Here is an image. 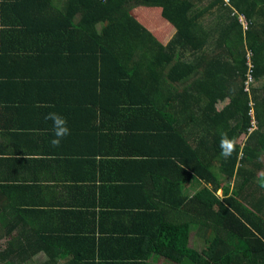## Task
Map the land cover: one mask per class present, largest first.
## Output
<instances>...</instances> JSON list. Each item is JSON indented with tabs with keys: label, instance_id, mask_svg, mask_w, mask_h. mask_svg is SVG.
<instances>
[{
	"label": "trees",
	"instance_id": "1",
	"mask_svg": "<svg viewBox=\"0 0 264 264\" xmlns=\"http://www.w3.org/2000/svg\"><path fill=\"white\" fill-rule=\"evenodd\" d=\"M0 6L18 16L11 28H22L20 42L28 45L21 60L34 58L42 67L55 61L50 66L57 70L42 75L50 90L103 103L99 111L113 116L106 132L124 156L153 165L155 205L136 214L140 231L117 230L114 237L104 229L105 248L95 244L90 258L72 264H147L131 253L120 258L113 247H140L147 231L153 238L146 249L168 264H264V0H2ZM140 8L160 10L172 36L159 41L136 19ZM224 136L236 141L228 158L221 155ZM193 182L197 190L184 195ZM194 228L203 231L200 251L189 245Z\"/></svg>",
	"mask_w": 264,
	"mask_h": 264
},
{
	"label": "crops",
	"instance_id": "2",
	"mask_svg": "<svg viewBox=\"0 0 264 264\" xmlns=\"http://www.w3.org/2000/svg\"><path fill=\"white\" fill-rule=\"evenodd\" d=\"M17 17L0 6V258L72 264L90 258L95 244L105 248L102 238L110 236L104 229L114 230V237L117 230L140 231L136 214L154 210L158 183L152 163L142 158L144 167L125 157L120 142L112 141L105 127L113 116L99 111L103 103L90 105L88 94L50 90L42 75L47 68L57 70L50 66L55 61L42 67L34 58L21 60L28 45L20 42L22 28H11ZM50 112L65 117L70 128L58 147L50 143L52 121L45 119ZM198 187L190 183L183 194L193 195ZM193 230L190 246L193 239L204 242L203 231ZM144 238L140 247L124 242L114 250L120 258L131 253L134 260L147 257V264H168L146 249L153 233Z\"/></svg>",
	"mask_w": 264,
	"mask_h": 264
},
{
	"label": "rangeland",
	"instance_id": "3",
	"mask_svg": "<svg viewBox=\"0 0 264 264\" xmlns=\"http://www.w3.org/2000/svg\"><path fill=\"white\" fill-rule=\"evenodd\" d=\"M135 16L136 19L139 20L140 23H144L146 28L153 32L154 34L156 33L159 34L160 38H157L159 41H164L165 38L166 40L172 36L174 33L171 28L165 24V22H162L160 16L161 12L158 9H145V8H140L135 11ZM253 84V80L250 83V86ZM261 83H256V85H260ZM223 105H218L217 110L220 111L222 109ZM243 140V137L239 138V142ZM261 161L263 163V168H264V156L261 158ZM218 196H221V192L218 191ZM194 231V230H191ZM194 237V236H193ZM193 239V238H192ZM198 239H193L192 240V245L193 247L200 251L202 248H204V242L200 240V242L197 241Z\"/></svg>",
	"mask_w": 264,
	"mask_h": 264
},
{
	"label": "clouds",
	"instance_id": "4",
	"mask_svg": "<svg viewBox=\"0 0 264 264\" xmlns=\"http://www.w3.org/2000/svg\"><path fill=\"white\" fill-rule=\"evenodd\" d=\"M46 120L52 121L53 139L50 141L53 147H58L61 140L66 136L70 135V128L68 127L67 119L56 112H50L45 117ZM236 141L234 139L224 136L221 140V155L224 158L231 156L232 152L235 151ZM264 176V173H261Z\"/></svg>",
	"mask_w": 264,
	"mask_h": 264
},
{
	"label": "built area",
	"instance_id": "5",
	"mask_svg": "<svg viewBox=\"0 0 264 264\" xmlns=\"http://www.w3.org/2000/svg\"><path fill=\"white\" fill-rule=\"evenodd\" d=\"M226 2L228 3V0H226ZM239 23L241 24L243 30L245 31L246 30V23H245L244 18L241 16L239 17ZM246 66H247V71H246V78L244 81V91L249 93L250 83L252 82V77H251L252 65L250 63V54L249 53H247V55H246Z\"/></svg>",
	"mask_w": 264,
	"mask_h": 264
}]
</instances>
